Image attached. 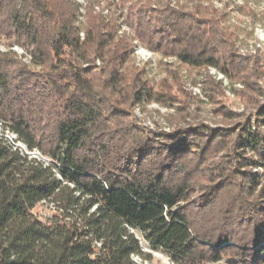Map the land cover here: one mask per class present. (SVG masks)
<instances>
[{
	"label": "trees",
	"instance_id": "1",
	"mask_svg": "<svg viewBox=\"0 0 264 264\" xmlns=\"http://www.w3.org/2000/svg\"><path fill=\"white\" fill-rule=\"evenodd\" d=\"M213 1L88 0L79 21L76 0H0V39L31 55L28 65L0 51V264H136L133 255L152 260L143 243L172 264H264V187L251 171L264 170L263 131L248 119L154 132L133 114L177 100L135 66L139 46L215 68L258 103L264 66L239 53L228 20L258 12L249 0ZM205 84L216 101L221 82ZM256 117L264 127V104ZM45 204L43 221L35 208Z\"/></svg>",
	"mask_w": 264,
	"mask_h": 264
},
{
	"label": "rangeland",
	"instance_id": "2",
	"mask_svg": "<svg viewBox=\"0 0 264 264\" xmlns=\"http://www.w3.org/2000/svg\"><path fill=\"white\" fill-rule=\"evenodd\" d=\"M80 3L81 6V16L79 21H84V16L86 13V7L88 6V0H76ZM186 1V0H182ZM222 5H227L233 7L234 2L231 0H218ZM220 4H217L221 6ZM104 3L96 6L95 9L97 12L101 10V7H105ZM257 7L258 15L254 19L250 18L245 20L242 15L231 14L228 17V20L231 23L232 28H238L236 33L238 34V47L247 46L250 40L255 38L254 29L260 24L264 30V4H260ZM261 6V7H260ZM107 11H105V14ZM127 13L125 9L124 14ZM248 15V14H247ZM121 23V31L130 33L128 27ZM136 43V42H135ZM8 41L5 39H0V51L5 52L7 50H12L13 47H18L24 51H28V46H21L15 44L13 47L8 48ZM135 49L133 56L135 66L139 69H145L148 73L147 78L151 81L153 87L157 90L161 87L163 81L169 86L168 92L177 99L175 102L166 101L165 104H159L156 102L146 104L144 106H136L134 108L133 114L134 119L137 125L154 132H163L170 133L175 130L177 127L188 128L190 126H195L196 124H204L209 126L211 129H222L231 127L233 124L242 122L248 119H251V122L254 126L259 127L264 133V127L261 123L256 122V113L258 105L264 104V86L261 85V78L258 80L259 86L263 89V94L257 97L258 103L252 101H243L239 98V92L236 93L235 98L228 97L224 89H220V94H217L216 101L210 100V91L209 85L205 84V94L204 98L193 96L190 91V87L204 79L205 81L208 78V72L206 69H191L190 67L181 64L175 58H164L161 55L154 54L148 49L140 46ZM143 49L142 51H140ZM15 52V51H13ZM16 53V52H15ZM17 57L22 60L19 55L16 53ZM261 64H264V51L262 52V58H260ZM30 65V63H26ZM264 73L262 74V76ZM214 78V77H213ZM215 82H218L214 78ZM237 82V81H235ZM191 93V97H190ZM172 103V105H171ZM225 105L228 107L229 111L236 114L237 116L233 119L225 117L223 114L216 112L219 106ZM9 137L10 142L17 143L16 137L11 134H6ZM31 152V151H30ZM31 156L40 160H43L47 163H50L47 160L42 159L37 153H30ZM223 155V154H221ZM220 155V156H221ZM247 156L255 160V156L247 152ZM217 157L215 160H218ZM251 171L256 174L260 179V186L258 191L264 187V170L261 168L251 167ZM194 199H197L194 198ZM52 206L51 205H39L35 208V213L43 220H48L52 215ZM143 250L148 252L152 256L151 261L143 262L141 258L135 256L136 264H172L169 257L161 252H156L149 249L145 243H143Z\"/></svg>",
	"mask_w": 264,
	"mask_h": 264
},
{
	"label": "built area",
	"instance_id": "3",
	"mask_svg": "<svg viewBox=\"0 0 264 264\" xmlns=\"http://www.w3.org/2000/svg\"><path fill=\"white\" fill-rule=\"evenodd\" d=\"M233 2L237 6H243L245 4L244 0H233ZM173 3H175V2H173ZM220 3L221 2L218 0L213 1V4H214L215 8H217V9L223 8L222 3H221V6L217 5ZM260 4H264V0L259 2V3L255 2V0H249V6L255 11L257 10V7H259L258 5H260ZM231 14L241 15V14L236 13L234 10L232 11ZM242 17H244L245 20H249V22H250L249 16L242 15ZM229 25H231L230 21H229ZM254 34H255V38L253 40L247 41L248 42L247 46H245V47H238L237 46V48H238L239 53L243 56H250V57H257L258 56V57L262 58V52L264 51V30H263L262 26H260V24L256 27V29H254ZM81 35L84 36L83 34H81ZM139 48H141V47L139 46ZM11 49H12V51H15L24 62H26V63L31 62V55L29 54V52L24 51L23 49H20L18 47H13ZM142 50L143 49H141L140 51H142ZM262 66H264L263 63H262ZM206 71L208 72V74L213 76L218 82H221L222 88L224 89L225 94L230 98H235L236 93L243 90L245 87L244 84L241 82L231 81L224 74L217 71L215 68L209 67L208 69H206ZM260 83L262 86H264V75L262 76ZM204 87H205V80L202 79L201 81H199L195 85L191 86L190 91L193 94V96L204 98V94H205V92H204L205 88ZM6 137L9 139V137L7 135H6ZM13 144L16 145L17 147H19L25 154H28L31 156L32 154H30V153H35V154L37 153V155H39L42 159L50 162V160L45 159L41 155V153L37 150L30 152L20 142H18V144L13 142ZM38 160H40V159H38ZM132 258L135 261L134 255L132 256Z\"/></svg>",
	"mask_w": 264,
	"mask_h": 264
}]
</instances>
